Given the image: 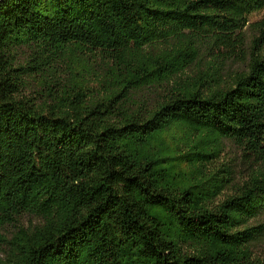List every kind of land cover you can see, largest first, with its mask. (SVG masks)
<instances>
[{
  "label": "trees",
  "instance_id": "obj_1",
  "mask_svg": "<svg viewBox=\"0 0 264 264\" xmlns=\"http://www.w3.org/2000/svg\"><path fill=\"white\" fill-rule=\"evenodd\" d=\"M262 12L0 0V264H264V20L249 23ZM203 49L223 54L188 75ZM76 52L104 60L100 91L22 97Z\"/></svg>",
  "mask_w": 264,
  "mask_h": 264
},
{
  "label": "rangeland",
  "instance_id": "obj_2",
  "mask_svg": "<svg viewBox=\"0 0 264 264\" xmlns=\"http://www.w3.org/2000/svg\"><path fill=\"white\" fill-rule=\"evenodd\" d=\"M264 20V12L252 15L249 18L250 24H256ZM250 45V39H246L244 42L245 46ZM222 53L214 51L211 54H208V51L202 50L200 54V67L196 65L192 66L190 70L187 71L188 75H193L202 70V72L207 71V66L214 61V56H221ZM33 57L32 54L27 53L26 55L20 54L19 59L22 60V63H28V60ZM22 64V65H23ZM228 67H231V71L240 69V61H231L228 64ZM108 75V70L106 69L105 62L103 59L81 53L66 54L60 61L55 64L54 73H44L36 75L32 74L27 78L25 88L22 90V97L26 99L33 100L36 103H40L43 100H46L49 94H55L63 89L71 90L73 86L80 85L83 88H88L93 91H100L99 81L105 79ZM228 154L229 156L237 155L238 161L241 160L242 156L239 155L237 148L232 144L228 145ZM226 159V157H225ZM240 175L246 177L248 171L246 167H243L240 170ZM31 222H36L33 218H25L22 221L24 226H28ZM264 224V215L258 217L256 222H253L252 225ZM13 229L9 228L8 232H12ZM6 230L5 234L8 236ZM255 251L257 254L264 255V244H259L256 246Z\"/></svg>",
  "mask_w": 264,
  "mask_h": 264
}]
</instances>
